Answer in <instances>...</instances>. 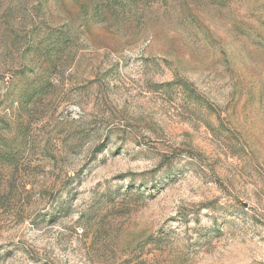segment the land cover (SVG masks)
<instances>
[{
  "label": "rangeland",
  "instance_id": "rangeland-1",
  "mask_svg": "<svg viewBox=\"0 0 264 264\" xmlns=\"http://www.w3.org/2000/svg\"><path fill=\"white\" fill-rule=\"evenodd\" d=\"M0 264H264V0H0Z\"/></svg>",
  "mask_w": 264,
  "mask_h": 264
},
{
  "label": "trees",
  "instance_id": "trees-1",
  "mask_svg": "<svg viewBox=\"0 0 264 264\" xmlns=\"http://www.w3.org/2000/svg\"><path fill=\"white\" fill-rule=\"evenodd\" d=\"M2 155H4V153L0 152V158L2 157Z\"/></svg>",
  "mask_w": 264,
  "mask_h": 264
}]
</instances>
